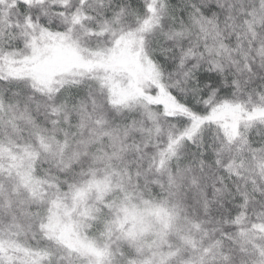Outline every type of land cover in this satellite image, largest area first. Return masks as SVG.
<instances>
[{
  "label": "snow or ice",
  "instance_id": "6c2138e0",
  "mask_svg": "<svg viewBox=\"0 0 264 264\" xmlns=\"http://www.w3.org/2000/svg\"><path fill=\"white\" fill-rule=\"evenodd\" d=\"M0 264H264V0H0Z\"/></svg>",
  "mask_w": 264,
  "mask_h": 264
}]
</instances>
